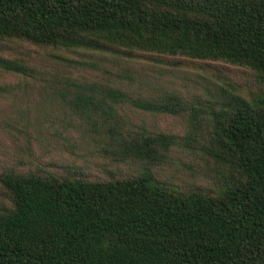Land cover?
<instances>
[{
    "label": "trees",
    "instance_id": "obj_1",
    "mask_svg": "<svg viewBox=\"0 0 264 264\" xmlns=\"http://www.w3.org/2000/svg\"><path fill=\"white\" fill-rule=\"evenodd\" d=\"M18 41L224 62L252 70L264 83V0H0V71L36 82L34 66L1 54ZM56 83L64 85L56 94L71 96V108L86 114L125 102L151 113L188 114L181 138L120 134L123 159L155 165L180 144L202 147L226 172L215 193L170 188L147 166L103 180L6 172L0 182L10 202L0 210V264H264V91L246 99L222 89L201 104L175 92L141 98L118 84ZM17 88L0 83V96ZM201 112L210 113L206 136Z\"/></svg>",
    "mask_w": 264,
    "mask_h": 264
},
{
    "label": "rangeland",
    "instance_id": "obj_2",
    "mask_svg": "<svg viewBox=\"0 0 264 264\" xmlns=\"http://www.w3.org/2000/svg\"><path fill=\"white\" fill-rule=\"evenodd\" d=\"M1 54L23 58L37 69L38 80L0 71V83L18 87L14 94L0 96V177L11 171L56 175L72 172L103 180L137 174L147 166L170 188H198L215 193L226 171L202 147L175 145L155 165L133 158L125 160L117 147L118 136L131 131L164 132L181 138L189 130L187 113H151L125 102L111 109L91 108L86 114L71 108V96L56 94V89L64 86L56 81L118 84L128 94L141 98L175 92L188 99H200L201 104L220 97L222 89L246 99L264 91V83L252 70L224 62L150 54L128 58L112 53L36 47L20 41L9 43ZM82 62H93L96 67ZM83 115L88 117L85 121ZM209 115L201 112L202 136L210 129L206 124ZM9 202L0 182V210Z\"/></svg>",
    "mask_w": 264,
    "mask_h": 264
}]
</instances>
